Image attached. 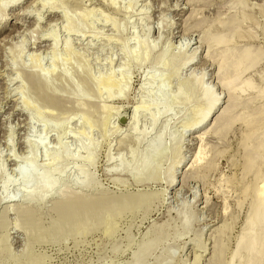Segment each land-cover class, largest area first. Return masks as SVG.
Listing matches in <instances>:
<instances>
[{
  "label": "rangeland",
  "instance_id": "1",
  "mask_svg": "<svg viewBox=\"0 0 264 264\" xmlns=\"http://www.w3.org/2000/svg\"><path fill=\"white\" fill-rule=\"evenodd\" d=\"M263 182L264 0H0V264H264ZM139 192L67 234L24 224Z\"/></svg>",
  "mask_w": 264,
  "mask_h": 264
},
{
  "label": "bare ground",
  "instance_id": "2",
  "mask_svg": "<svg viewBox=\"0 0 264 264\" xmlns=\"http://www.w3.org/2000/svg\"><path fill=\"white\" fill-rule=\"evenodd\" d=\"M19 2V1H18ZM15 3V2H14ZM53 42V41H52ZM253 55L251 54V53H249V52H244L242 55H240L239 57H237L236 59H235V62H234V68L235 69H237V68H239L241 65H242V63H244L245 61H247V60H251V59H254V60H256V56L254 55V57L253 58H251ZM192 61V60H191ZM251 62H253V61H251ZM36 74V73H35ZM38 74V73H37ZM25 76V75H24ZM41 77V76H40ZM29 78L31 79L30 81H34L35 80V78H39V75L37 76V77H35L34 75H32V73L29 75ZM41 79V78H40ZM39 80V79H38ZM44 80V79H43ZM41 81H42V79H41ZM230 81H231V78L230 79H228V81H227V84H230ZM28 82V81H27ZM36 82V81H35ZM37 82H39L38 84H41V82L40 81H37ZM44 82V81H43ZM46 82V81H45ZM44 82V83H45ZM31 83V82H30ZM43 83V84H44ZM33 84V83H32ZM37 84V85H38ZM47 84V83H46ZM42 85V84H41ZM46 86V87H45ZM47 86H49V84L48 85H44V87L47 89ZM35 87V86H34ZM37 87V86H36ZM40 89L42 88L41 86H38ZM43 87V88H44ZM50 87V86H49ZM42 88V89H43ZM36 89V88H35ZM39 89V91H44L45 89H41L40 90ZM48 89H50V88H48ZM47 89V92H49V93H47V92H45V95H44V93H42L43 94V96L44 97H46V99L47 100H49L50 101V98L54 101V99L56 98L55 96H57L56 95V93H55V96H54V92L53 91H49ZM53 89V88H52ZM38 90V89H37ZM36 90V91H37ZM38 92V91H37ZM41 93V92H40ZM47 93V94H46ZM42 94H40V95H42ZM52 96L53 97H55L54 99L52 98ZM208 96H210L209 94H206V98L208 97ZM46 99H44L45 101H46ZM57 99H58V97H57ZM44 101V102H45ZM217 102H218V100L217 99H214L213 98V100L209 103V105L207 106V111L205 112V114L202 116V118L200 119V123H202V121H205L206 119H207V117H208V115L213 111V109H214V107L216 106V104H217ZM48 103V102H47ZM50 103V102H49ZM48 103V105H50ZM56 105V104H55ZM229 112V111H228ZM226 113V112H225ZM135 114V113H134ZM226 114H228V113H226ZM224 116H225V114H224ZM227 116V115H226ZM220 118V117H219ZM223 118H227V117H223L222 116V121H223ZM219 121H220V119H218ZM224 120H226V119H224ZM227 120H228V118H227ZM226 120V121H227ZM229 121H230V119H229ZM229 121H227L228 123H229ZM231 122V121H230ZM199 123V124H200ZM250 124V123H249ZM253 125H254V123H253ZM257 125V124H256ZM227 126V125H226ZM250 126H252V123L250 124ZM252 132V131H251ZM254 132H255V129H254ZM253 132V133H254ZM253 133H250V134H248L247 136H246V138H250L252 135H253ZM248 140V139H247ZM157 142V141H156ZM161 146H162V141L161 140H159V142H157V143H155L153 146H152V148H151V151L154 153V152H157L160 148H161ZM163 147V146H162ZM253 157L251 156L250 158L248 157V159H250V162H251V164L254 162V160L252 159ZM198 159V158H197ZM255 159V158H254ZM249 161V160H248ZM253 161V162H252ZM145 163V162H144ZM247 170V169H246ZM21 175H22V177L23 178H27L28 177V171L27 170H23V171H21ZM49 188V185H44L43 186V189H44V191H47V189ZM102 196V195H101ZM101 196H99V198L98 197H86V198H84L85 196H83V197H75V198H67V199H63V200H61L60 202H58V204H56V209H55V219L53 220V222L51 223V225L49 226V227H47V228H44L43 226H42V224L40 223V221L39 220H37V218H33L32 219V217H33V214H32V210H31V213H30V211L28 210V211H24V213H28V214H26V216L27 215H29L28 217H26V219H25V222H24V224H27V226L29 227V229L31 230V231H38L37 233L40 235V237H43V236H46L47 237V235L49 236V237H51L50 236V234H54V236L55 235H58L59 233H61V232H64V230H71V228L73 229V228H75V227H79V226H82L83 227V225H86L85 223L87 222V221H89L90 219H99V217H101V214H102V212L103 213H106L107 211L109 212V211H112L116 206H118V205H120V207L122 206L124 209L126 208V206H128V208L130 207L131 208V205H134V206H138L139 204L141 205V203H143V202H146V200L144 201V199H146L145 198V195L143 194V192L142 193H136L135 195H131V196H133L134 198H132L131 196H127V195H125V196H123V197H121L120 196V198L119 199H117V198H115V197H106V198H103V197H101ZM108 196V195H107ZM104 197H105V194H104ZM146 197H147V201L149 200L148 198L150 197H148V195H146ZM258 199H259V202H260V205L261 206H258L257 208H256V210H255V213H254V216L252 217V219H251V224H254L256 221H258V220H262V221H264V182H263V185L261 186V188H260V192H259V194H258ZM127 201V202H126ZM262 202H263V204H262ZM122 208V209H123ZM132 208H133V206H132ZM135 208V207H134ZM121 209V208H120ZM123 209V210H124ZM107 212V213H108ZM117 213V212H116ZM103 215V214H102ZM25 216V215H24ZM34 216H35V213H34ZM41 219V218H40ZM50 221V220H49ZM98 221V220H97ZM102 221H103V219H102ZM90 222V221H89ZM92 222V221H91ZM96 222V221H95ZM182 223H183V225H184V227H186L189 223H190V218L188 217V218H184V219H182ZM27 229V228H26ZM77 229V228H76ZM68 230V231H69ZM78 230H79V228H78ZM50 231H52V232H50ZM27 232H29V231H27ZM76 232V231H75ZM33 233V232H32ZM36 233V232H35ZM74 233V232H73ZM64 234H67L66 232H64ZM35 235V234H34ZM161 236H165V235H161ZM39 237V238H40ZM48 238V237H47ZM158 239H160V238H162V237H157ZM252 240H253V238H250L249 239V241H248V243H249V245H248V247L249 248H251L252 246H253V242H252ZM239 251H241V247H238V252L237 253H239ZM259 256L256 258V260H254V262H250V264H260V261H259Z\"/></svg>",
  "mask_w": 264,
  "mask_h": 264
}]
</instances>
